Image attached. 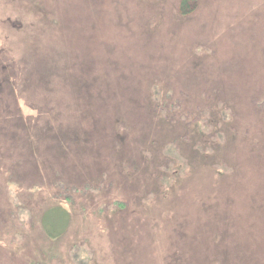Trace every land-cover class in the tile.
Instances as JSON below:
<instances>
[{"label":"rangeland","instance_id":"1","mask_svg":"<svg viewBox=\"0 0 264 264\" xmlns=\"http://www.w3.org/2000/svg\"><path fill=\"white\" fill-rule=\"evenodd\" d=\"M179 2L46 0L63 60L0 128V264H264V0ZM35 4L0 0V57Z\"/></svg>","mask_w":264,"mask_h":264},{"label":"trees","instance_id":"2","mask_svg":"<svg viewBox=\"0 0 264 264\" xmlns=\"http://www.w3.org/2000/svg\"><path fill=\"white\" fill-rule=\"evenodd\" d=\"M45 3L46 0H36V4L33 5L38 11L33 14V21L43 26L40 33L43 37H38V35L33 34V32L31 35H25L23 33L24 35L21 37V47L19 46L20 52H15L18 54V57H16V55L6 59L2 56L0 57V111H7V109H9L10 112L13 111L12 117L8 122L5 119L3 122L0 121V128L4 126L3 124H5V128L7 126L14 128V125H17L16 121L19 118L13 116L19 111L18 101L20 99H26L29 105L33 101L36 103L37 100L41 98L42 92L47 94L53 92L55 86L53 81L57 77L55 74V66L57 67V64L62 62L61 60L63 59L59 58L60 53L57 54L58 47L55 48V41L53 39L49 41L45 36L49 34V30L57 27L56 24L57 22L60 23V20L57 19L56 16L51 17L48 15V11L44 10V6L46 7ZM197 7V0H180L176 16H189L195 12ZM48 49L51 50V55ZM41 70H43V73L40 72ZM38 95L40 96L37 97ZM1 99L4 101V104ZM14 118L16 121H14ZM23 129L24 127L21 124V132H23ZM57 135V138H55L59 147L57 153L58 151L60 153L63 151L62 149L65 143L68 141V135L63 131L61 134ZM10 139L11 137L9 140ZM14 139H20V136H16ZM35 139H37L36 134L29 135V141ZM10 204L16 207L17 211L21 210L14 202L11 201ZM9 211L11 212V210ZM40 219V227L47 239L55 240L60 239L61 236L64 235L70 222L68 212L58 205L46 209L42 213ZM52 224L58 225L56 234H51L50 232L52 230Z\"/></svg>","mask_w":264,"mask_h":264}]
</instances>
